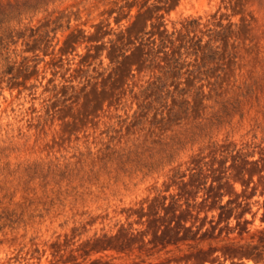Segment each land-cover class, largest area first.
<instances>
[{
    "label": "rangeland",
    "instance_id": "rangeland-1",
    "mask_svg": "<svg viewBox=\"0 0 264 264\" xmlns=\"http://www.w3.org/2000/svg\"><path fill=\"white\" fill-rule=\"evenodd\" d=\"M50 9L80 18L38 72L0 78V162L64 179L4 204L22 221L0 232V264H264V0ZM177 137L162 170L120 164Z\"/></svg>",
    "mask_w": 264,
    "mask_h": 264
},
{
    "label": "trees",
    "instance_id": "trees-1",
    "mask_svg": "<svg viewBox=\"0 0 264 264\" xmlns=\"http://www.w3.org/2000/svg\"><path fill=\"white\" fill-rule=\"evenodd\" d=\"M54 3L55 0H14L0 3V78L7 84L17 80L20 73H27L32 68L30 62H36L33 69L38 72V62L41 60L38 54L49 49L54 50L58 34L70 29L72 21L79 20L76 12L50 9ZM195 23V19L186 21V29ZM20 45L37 55L32 59L26 55L21 56L18 60L16 52ZM205 59L213 60L214 53L209 51L205 54ZM174 64L175 67L178 66V59L174 60ZM19 67L20 73L15 74ZM198 130L202 131L201 128ZM200 132H191L189 140L200 136ZM185 138L177 137L164 144L159 152L146 158L139 155L133 158L126 156L120 164L124 167L134 163L135 171L145 172L144 175L157 172L172 164L176 151L180 150ZM56 176L64 179L63 173L57 174L49 168L44 169L39 163L11 165L8 162H0V232L5 229L12 231L18 228L22 221V214H18L15 208L8 207L19 193L34 190L31 185L36 181H40L45 187L49 182L48 178Z\"/></svg>",
    "mask_w": 264,
    "mask_h": 264
}]
</instances>
